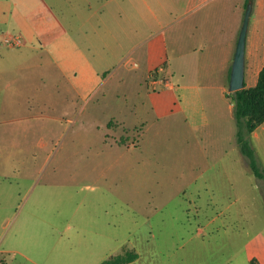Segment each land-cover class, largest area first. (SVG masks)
I'll return each mask as SVG.
<instances>
[{
    "label": "rangeland",
    "instance_id": "rangeland-1",
    "mask_svg": "<svg viewBox=\"0 0 264 264\" xmlns=\"http://www.w3.org/2000/svg\"><path fill=\"white\" fill-rule=\"evenodd\" d=\"M137 1L0 0V264L126 251L139 254L132 264L264 259V184L230 145L237 124L224 97L235 0L213 2L218 14L205 6L165 21H141ZM259 2L249 34L264 33ZM155 39L173 65L148 76ZM255 56L252 85L264 63ZM150 90L164 94L154 111ZM225 127L227 152L190 149Z\"/></svg>",
    "mask_w": 264,
    "mask_h": 264
},
{
    "label": "crops",
    "instance_id": "crops-1",
    "mask_svg": "<svg viewBox=\"0 0 264 264\" xmlns=\"http://www.w3.org/2000/svg\"><path fill=\"white\" fill-rule=\"evenodd\" d=\"M216 0H138L137 3L135 4V7H138L137 12L139 13V16L141 18V21H146V20H150L152 21V19L156 20V21H165L168 19H179V17H182L183 19L185 18L186 15L191 14L193 11H195L196 13L198 12L199 8L202 7H208V11H206L205 13H209V15H211L212 13L218 14L217 10H216V5H211L215 4ZM249 2V1H248ZM234 6L236 7V9L238 10V20H237V24L234 30V36H233V41H231L229 43L228 48L226 49V52L224 54V58H223V63H224V78L226 77V70L229 67V64L231 63V71H232V66H233V62H234V58H235V53H236V48H237V44H238V40H239V36H240V32L242 29V25H243V21H244V15L243 14V8H244V3L245 0H235L234 2ZM260 5L264 4L261 2H259ZM248 5V3H247ZM212 6V7H210ZM253 6H254V0H253ZM194 9V10H193ZM213 10V11H210ZM183 11V15L179 16V12ZM210 11V12H209ZM253 12V9H252ZM258 14V13H257ZM261 14H259L260 17ZM146 16H151L150 18H146ZM240 17V18H239ZM64 34H67L66 31L63 32ZM263 34V35H262ZM150 44V50H149V74L154 71L155 69L161 68L162 65H166L167 69L168 67H172L173 62L172 60L169 58V53H168V48L165 45V42L163 44V41L160 39H155L152 40L151 42H149ZM259 53H264V33L258 32V30L256 29V26L253 28L252 32L249 34V29L247 32V41H246V73H245V84L247 87H252L255 86L257 84L258 81V76H259V72L260 70L264 67V63H261L259 68H258V72H257V81L255 84H251V74H252V70H253V65L258 62V60H260V58L258 56H255ZM247 62L249 64V67L247 68ZM134 65L136 67H139L141 65L140 61H135ZM90 68H94L91 64H89ZM248 70H250V72L248 73ZM91 72V74H89V79L93 80L94 76H95V71L94 70H89ZM249 74V76H248ZM248 76V77H247ZM230 78H231V73H230ZM168 81V79H166ZM14 81V80H13ZM17 81V80H15ZM161 81L159 80L158 85H160ZM81 86L84 84V82H80ZM164 85V84H163ZM170 83L169 81L167 82V84L164 85V87H169ZM157 87V86H156ZM78 90V89H77ZM18 93V91H17ZM223 95H224V88H223ZM148 96L152 97L151 98V103H152V109L157 110V106H158V101H157V97L158 98H163L164 94L161 95V92L159 90L154 91V90H150L148 92ZM226 95H224L225 97ZM167 98H174L171 96H168ZM227 99V97H225ZM177 99L175 98V101ZM228 100V99H227ZM168 107L164 108L167 109L169 111V114L174 115L173 114V110H172V105H174V107H176V103H173L171 101H167ZM230 111L232 112V116L234 117V104L233 102H230ZM161 109V106H160ZM184 111L185 112H189V116L192 117V113L190 111V105H187L184 107ZM196 112V111H195ZM161 116L162 114L160 112H158ZM149 114V113H148ZM196 114L194 113V116ZM235 118V117H234ZM264 123L259 126L251 135H252V140H253V147L256 149L257 155L259 156L260 160L262 161V165L264 166V160H263V156L262 153L264 155V151L261 152V147L264 149V135H262V132L259 131L260 128H263L264 130ZM226 130L228 132V129L222 131V128H218L217 129V136L218 138H216L214 141H211L208 143V145H202V146H191L193 148L190 149H220L222 147V150L227 152L228 150V144L227 147L221 146L220 145V141L223 139V137H221L222 133L225 134ZM231 139L233 141V143H230L231 146L235 145V148L239 149L238 143H237V129H235L233 127V129L231 130ZM235 140V141H234ZM255 140L261 144V147L259 148V146H257V144L255 143ZM238 160L243 161L246 164V168H250L249 166V162L247 160V158L242 154V152L240 153V158L238 157ZM259 160V161H260ZM251 170V169H249ZM251 172V171H250ZM252 173V172H251ZM255 176V175H254ZM256 177V176H255ZM256 181L258 182V189H260L261 186V182L264 184V181L259 179L258 177H256ZM4 210H7L4 207L0 208V211L4 212ZM74 213H80V209H76V212L74 211ZM68 227L70 228V224L68 225ZM93 255V254H92ZM90 255V257H84L83 260L79 261L78 263L73 262L71 256L69 258H67V260L63 261L61 264H100L102 261L96 260L97 257H94ZM110 256V255H109ZM253 258H257L259 260V262L261 264H264V259L261 256L260 252H254L249 254L247 260L249 261L248 263L250 264L251 259ZM137 260V259H136ZM134 262V261H133ZM129 264H132L129 263Z\"/></svg>",
    "mask_w": 264,
    "mask_h": 264
},
{
    "label": "trees",
    "instance_id": "trees-1",
    "mask_svg": "<svg viewBox=\"0 0 264 264\" xmlns=\"http://www.w3.org/2000/svg\"><path fill=\"white\" fill-rule=\"evenodd\" d=\"M226 96L234 104L239 149L247 158L252 173L264 181V166L260 163L256 149L251 142V134L264 123V67L259 72L255 86H245ZM138 258L137 252L126 251L123 254L111 255L100 264H129ZM250 264L261 263L257 258H253Z\"/></svg>",
    "mask_w": 264,
    "mask_h": 264
},
{
    "label": "water",
    "instance_id": "water-1",
    "mask_svg": "<svg viewBox=\"0 0 264 264\" xmlns=\"http://www.w3.org/2000/svg\"><path fill=\"white\" fill-rule=\"evenodd\" d=\"M253 9V0H249L240 32L235 58L231 71L229 91L234 92L245 88V73H246V41L249 28L250 16Z\"/></svg>",
    "mask_w": 264,
    "mask_h": 264
},
{
    "label": "built area",
    "instance_id": "built-area-1",
    "mask_svg": "<svg viewBox=\"0 0 264 264\" xmlns=\"http://www.w3.org/2000/svg\"><path fill=\"white\" fill-rule=\"evenodd\" d=\"M7 43H9V45H21L22 44V40L20 38H16L14 41L12 40V38L7 39L6 40Z\"/></svg>",
    "mask_w": 264,
    "mask_h": 264
}]
</instances>
